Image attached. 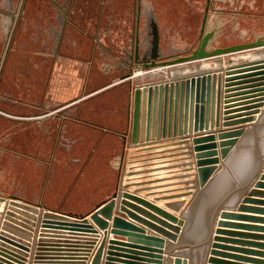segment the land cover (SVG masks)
Here are the masks:
<instances>
[{
	"label": "crops",
	"instance_id": "crops-1",
	"mask_svg": "<svg viewBox=\"0 0 264 264\" xmlns=\"http://www.w3.org/2000/svg\"><path fill=\"white\" fill-rule=\"evenodd\" d=\"M208 2L134 0L132 18L65 16L61 21L58 16H26L24 22H17L14 16L4 15L1 10L7 4L0 0V195L8 201L18 196L24 202L90 216L120 187L185 218L179 240L173 241L131 218L119 201L114 206V216H122L145 230L141 236L152 234L164 240L160 264L165 254L173 256V264L178 254L188 257L189 264H207L212 247L201 244L219 219L225 223L220 227L224 230L218 241L220 253L215 255L219 261L214 264H264V85H259L264 79L258 80L264 77V46L171 67H134L133 75L127 76L130 51L129 65L139 60L140 54L144 59L155 52L161 59L175 58L198 46L205 17L200 15ZM220 26L213 46L248 42L264 34V16H220ZM230 67L233 69L229 71ZM213 72L223 75L220 132L239 127H244V132L219 138L215 128L213 141L200 144L215 143L217 147L200 151H196L194 137L207 136L214 129L178 135L176 138H186L182 140L189 143L141 153L143 157L134 165L135 175L130 177L133 186L126 188L135 88ZM228 78L233 79L226 81ZM227 111L231 113L226 115ZM225 116L236 123L225 126ZM172 139L138 145L152 147ZM225 140L236 143L223 157L221 142ZM213 150L215 154L202 159L219 158V162L213 164L216 169L208 183L201 186L197 154ZM250 192L252 199L244 203ZM136 204L142 208L137 213L142 218L152 212ZM6 209L7 203L0 202V233L32 249L37 224L30 240L15 229L8 232L3 229ZM223 210L232 215L222 218L218 213ZM157 216L167 224H177ZM91 222L101 234L95 248L107 238L101 264L106 262L111 239L140 248L151 246L143 238L128 241L127 235L114 233L113 219L106 229ZM39 229L40 224L38 233ZM0 249L5 256L29 263L31 251L23 255L3 245ZM5 261L6 257L0 255V264Z\"/></svg>",
	"mask_w": 264,
	"mask_h": 264
},
{
	"label": "water",
	"instance_id": "water-1",
	"mask_svg": "<svg viewBox=\"0 0 264 264\" xmlns=\"http://www.w3.org/2000/svg\"><path fill=\"white\" fill-rule=\"evenodd\" d=\"M205 18L206 17L203 18L198 46L193 48L190 53L179 54L175 58L166 59H161L158 54H155L152 60L141 65V68L144 67L150 69L158 67H171L173 65L200 61L202 59L216 57L230 52L264 46V34L257 35L256 39L248 42L237 43L230 46H213V42L217 41V36L221 26L218 23L213 28L208 29L207 27L205 30ZM157 40L158 38H156V42ZM138 52H140V37ZM136 68L140 67L137 66ZM183 68L185 69L186 67ZM230 69L233 68H228L229 71ZM130 70L129 74H127L129 77L133 75L132 68H130ZM227 74H230V72ZM222 76L223 75L220 74V72L202 73L183 77L181 79L160 82L157 84L138 86L135 88L134 99L132 102L133 120L131 130V142L133 146L130 147L128 152V178L124 184L126 188L133 186L130 183L134 180L130 177L135 175L133 171L136 167L134 165L139 163L136 159L143 157L141 153L189 143V140H182L186 138H176L178 135L192 133L193 131L198 130L214 129L210 132L211 134H208L207 136L194 137L193 142L196 145V151H200L205 148L217 147L215 143L205 144L206 146H202V144H200L206 141H213L216 137L215 128H218L219 138L229 136L236 137L244 132V127L235 128L234 130H222L220 132ZM232 79L233 78H228L226 81H231ZM262 79H264V77L258 80ZM230 85L232 84H227L226 86ZM259 85H264V83ZM229 91L231 90H227V92ZM228 113L231 112H225L226 115ZM231 119L233 118L225 116L224 125L227 126L236 123L232 122L233 120ZM172 137H174V139L162 142L159 141L156 143V146L152 147H146V144L142 146L138 145L139 143H144L145 141L154 139L161 140L162 138ZM235 143L236 140H225L221 142V147H223L221 154L223 157L228 154L231 147ZM215 153L216 150L204 152V154H197V157L200 159L198 160V175L201 186H205L208 183L212 173L216 169V166L213 164L219 162V158L202 159V157ZM263 178L264 177H262V179ZM259 185L260 183L256 186ZM251 194L252 192L243 198L244 203L252 199L250 197ZM128 199L135 202H130ZM7 201L6 197L0 195V202L3 204L7 203V209L4 214L3 221L4 230L12 232V230L15 229L30 240L33 238L34 227L37 224L32 249L29 244H26L6 233H0V245L10 248L23 255H27V253L31 251L28 264H31L39 224L40 229L36 242L35 260L33 261V264H87L90 257V264H101L107 238L105 236L101 240L99 246L95 248L101 234L91 220L98 224L100 228L106 229L110 224V219H113L114 233L127 235L129 237L128 241L137 239L142 240L143 238L146 241L151 242L149 243L151 246H149L150 248H140L128 245L117 239H111L109 241L110 244L108 246L105 264H160L164 240L153 236L152 234L145 237L141 236L142 234L140 233H145L143 228L126 220L122 216H114L113 208L118 201L123 205V210L131 218L144 223L157 232L167 235L173 241L179 240V232L181 231L180 226L184 225L186 222L185 218L169 214L152 202L131 194L127 190L121 189L120 187L117 188L113 196L108 201L104 202L102 206L99 205V208L93 211L90 216L61 212L56 209L48 208L41 203L24 202L23 198L18 196H13L8 202ZM136 203H139L152 211L145 213V217L147 218H142V216L137 214L142 211V208H140V206ZM240 207L244 208V204ZM129 208L133 209L134 212L128 210ZM18 209L24 211L25 215L21 216ZM37 214H39V217L35 216ZM157 215H161L162 217L169 219L172 223L177 224H167ZM218 215L222 218H226L232 214L223 210L219 212ZM157 223L159 225H165L170 230L168 231L161 228ZM214 223H216V221ZM224 223V220H217L218 226L216 228H212L208 238L201 244H210L212 247L210 249L211 255L208 257L207 264H214L219 261L215 255L220 253L218 250V248H220V242L218 241L221 239L220 234L224 232V230L220 228L224 225ZM124 228L129 229V232H126ZM214 232L217 234L214 235ZM105 234H107V232ZM121 247L133 248H131L132 250H126ZM152 247L159 248H157V250ZM180 247L183 246H176V248ZM1 251L2 250L0 249V255L6 257L7 259V261L4 262L6 264L26 263L25 260H23V263L20 262V260H18L20 258L14 259L9 256H5ZM120 257H126L125 259L129 260H123ZM163 264H173V256L165 254ZM174 264H189L188 257L183 258L182 255L178 254L174 259Z\"/></svg>",
	"mask_w": 264,
	"mask_h": 264
},
{
	"label": "rangeland",
	"instance_id": "rangeland-1",
	"mask_svg": "<svg viewBox=\"0 0 264 264\" xmlns=\"http://www.w3.org/2000/svg\"><path fill=\"white\" fill-rule=\"evenodd\" d=\"M214 0L209 4L205 30L220 24V16H264V0ZM6 6L1 5L5 16H14L17 22L25 21L26 16H58L63 21L65 16H128L132 18L134 0H3ZM207 4L203 5L204 16ZM62 12L60 11V9ZM2 12V13H3ZM70 13V14H69ZM2 16V15H1ZM155 16V15H154ZM181 16H189L182 13ZM96 17V18H95ZM211 18H217L215 21ZM94 21V20H93ZM93 21L91 22L92 26Z\"/></svg>",
	"mask_w": 264,
	"mask_h": 264
},
{
	"label": "flooded vegetation",
	"instance_id": "flooded-vegetation-1",
	"mask_svg": "<svg viewBox=\"0 0 264 264\" xmlns=\"http://www.w3.org/2000/svg\"><path fill=\"white\" fill-rule=\"evenodd\" d=\"M210 2H212V9H214L215 8V6H214V0H210ZM209 3V2H208ZM210 4V3H209ZM208 12H209V5H208ZM208 12H205V15L204 16H208ZM131 52V51H130ZM130 52H129V54H128V60H129V57H130ZM140 53V52H139ZM154 54H158V56H159V58H160V54L158 53V52H155ZM152 58L153 57H146L145 59L143 58V57H141V54H140V58H139V60H137V61H135V62H133L131 65H129V63H128V60H127V65H128V67L129 68H134V67H137V66H141V65H143L144 63H146V62H149V61H151L152 60ZM163 59H165V58H163ZM131 71V70H130Z\"/></svg>",
	"mask_w": 264,
	"mask_h": 264
},
{
	"label": "bare ground",
	"instance_id": "bare-ground-1",
	"mask_svg": "<svg viewBox=\"0 0 264 264\" xmlns=\"http://www.w3.org/2000/svg\"><path fill=\"white\" fill-rule=\"evenodd\" d=\"M205 17H206L205 19H206V21H207V16H205ZM14 18H15V17H14ZM205 26H206V23H205ZM136 33H137V32H136Z\"/></svg>",
	"mask_w": 264,
	"mask_h": 264
}]
</instances>
